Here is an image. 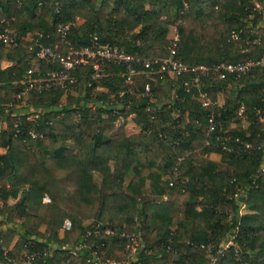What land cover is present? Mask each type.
I'll return each instance as SVG.
<instances>
[{
  "label": "trees",
  "instance_id": "obj_1",
  "mask_svg": "<svg viewBox=\"0 0 264 264\" xmlns=\"http://www.w3.org/2000/svg\"><path fill=\"white\" fill-rule=\"evenodd\" d=\"M255 1L0 0V28L8 25L18 38L17 45L0 42L2 245L9 246L15 230L3 228V223L22 219L19 238L9 252L13 260L0 251V264H20L23 244L39 239L38 247L44 248L48 241L66 242L68 234L76 243L97 224L115 232L134 230L143 264H211L199 244L211 243L216 250L231 235L235 247L219 252L213 264H239L235 248L242 260L264 264V171L260 170L264 154L256 147L258 140H264V121L255 112L264 106V70L224 79L214 73L201 76L212 100L221 93L224 97L221 105L212 107L218 123L209 134L208 109L192 96L190 72L170 76L138 68L133 81L126 83L123 65L112 61L102 65L98 78L92 77L90 65L80 64L70 70L75 80L67 88L29 90L26 106L37 116L15 110L16 94L23 88L21 76L38 43L56 45L65 53L69 45H88L96 33L100 43L136 55L165 57L169 26L179 18L176 50L189 64L211 66L259 57L264 54V38L259 44L250 42L245 50L242 40L229 39L232 30H242V38L252 37L248 22L254 25L260 17L252 11ZM58 21L69 22L64 38L56 30ZM5 57L11 64L4 75ZM52 65L60 67L58 62ZM146 82L151 96L142 94ZM72 88L77 95L69 93ZM240 105L245 118L237 115ZM114 110L125 117L133 114L140 130L126 134V119L117 125ZM242 120L246 126L233 125ZM226 135H231L227 139L231 150L220 146V136ZM247 140L253 146L245 149ZM212 152L220 159L210 158ZM21 188L20 200L8 205ZM44 195L49 202L42 200ZM134 217L139 218L138 225ZM65 218L71 228L60 237ZM171 235L176 253L164 247ZM89 242H104L100 249L104 257L125 255L123 239L116 234L98 232ZM69 257L87 264L84 251L77 257L58 251L38 260L65 264Z\"/></svg>",
  "mask_w": 264,
  "mask_h": 264
},
{
  "label": "built area",
  "instance_id": "obj_2",
  "mask_svg": "<svg viewBox=\"0 0 264 264\" xmlns=\"http://www.w3.org/2000/svg\"><path fill=\"white\" fill-rule=\"evenodd\" d=\"M186 7V3L184 2ZM252 11L259 13L260 17L254 25L248 22L247 26H250L249 33L252 37L247 36L242 38V30H232L229 39L242 40L243 46L248 45L250 42L259 44L264 38V0H256L252 7ZM69 26L68 23L57 22L56 30L60 34L61 38L66 35V30ZM178 30L177 28L170 37V44L168 45V54L165 57L150 58L144 55H136L124 51L116 45L110 44L108 42L100 43L96 33L91 36L90 43L86 46L74 47L69 45L65 53L58 50L56 45L49 46L42 43L37 44V49L35 55L32 59V63L25 70L22 75L21 83L23 88L17 93V98H21L29 90H43L49 89L53 86H61L67 88L68 82H73L75 78L70 74V70L77 65L87 64L92 67V77L98 78L102 75V65L107 61H112L117 64H121L124 67L122 75L124 76V81L126 83H131L137 73L138 68L141 71H145L148 74H155L160 71H165L170 76H179L184 72H190L191 76V88L192 96L200 102L201 106L208 109L207 113V134L214 131L217 127L216 114L212 107L218 105L219 101L212 100L208 95L205 87L203 86L201 76H207L214 73L218 78H227L229 75L234 77H240L243 74L249 73L255 69L264 70V54L259 57H249L243 61H227L220 62L219 64H214L211 66L205 64H189L183 61L177 54L176 45L178 41ZM0 42L4 44L17 45L18 38L15 31L8 25H4L0 28ZM38 62V64L36 63ZM42 62L43 65H40ZM58 62L60 67H54L52 64ZM157 67V69H156ZM36 74V75H35ZM188 89V88H187ZM130 93H134L132 89H128ZM143 95H152L151 86L149 82L144 85ZM106 104V102H105ZM221 105V104H220ZM104 106V105H103ZM96 106L91 105L94 109ZM243 105H240L237 109V115L239 117L245 118L243 115ZM34 111V113H33ZM29 117L37 116L38 113L33 109ZM256 114L259 116L260 120L264 121V106L257 107L255 109ZM117 114L115 119L116 124L121 123L125 117L121 112L115 111ZM221 126V123H220ZM34 137L35 134L32 133ZM209 136V135H207ZM218 138V137H217ZM231 135H226L225 138H221V148L224 150H231L233 147L227 143V139H230ZM237 140V137H234ZM253 143L249 140L244 142L245 149L251 148ZM257 149L263 151L264 154V140H258L256 142ZM260 170L264 171V157L260 164ZM246 193L244 192V195ZM45 201H50L48 196H44ZM133 223L135 225L139 224V218L134 217ZM71 228V221L68 218L63 220L62 226L60 228L62 236L64 237ZM98 232H104L106 234H116L121 239H123L125 255L121 259L104 257L100 253L101 246L104 242L94 243L89 242L92 235H96ZM171 237L166 239L164 242V247L168 251L176 253V249L171 244ZM0 239V251L3 255L7 257L8 260L12 261L13 258L10 256V248L5 247L1 244ZM37 241H31L29 244H24L20 249L21 253L19 256L20 264H45L43 261H39V257L47 254H54L60 251H66L71 256L77 257L80 255L81 251L85 252V262L87 264H143L139 258V252L141 249L138 234L134 231L122 230L120 232H115L111 227L101 228V224H97L95 229H87L78 242L74 243V240H66V242L57 243L53 241H46L47 247L39 248ZM192 244V243H190ZM197 244H192V246ZM234 246V235L227 237V239L220 242L216 250L212 247L211 243H200L199 247L205 252V256L209 259L211 264L216 261L217 254L222 250ZM235 259L239 261V264H252L248 260H242L239 251L235 248L234 250ZM65 264H79L74 263L72 258L69 257L65 261ZM172 264V263H169Z\"/></svg>",
  "mask_w": 264,
  "mask_h": 264
},
{
  "label": "rangeland",
  "instance_id": "obj_3",
  "mask_svg": "<svg viewBox=\"0 0 264 264\" xmlns=\"http://www.w3.org/2000/svg\"><path fill=\"white\" fill-rule=\"evenodd\" d=\"M175 29H176V27H175V25H173V24H171L170 26H169V30H168V33H167V36L168 37H171L172 36V34H173V32L175 31ZM30 39H31V37H30ZM8 50H9V48H8ZM37 64H38V62H36ZM1 64H2V62H1ZM6 65H7V61H3V68H4V75L7 73V67H6ZM41 65H43V63L41 62ZM23 75V74H22ZM154 77V76H153ZM75 78V77H74ZM21 79H22V76H21ZM21 79H20V83H21ZM22 84V83H21ZM23 85V84H22ZM97 89H99V90H101L102 88L101 87H98ZM70 90V92L69 93H71V94H73V95H77V89H75V88H72V89H69ZM67 91V90H66ZM66 91H65V93L62 95V103H64V102H66ZM173 94H171V96H172ZM28 97V93H26V94H24L21 98H17V94H16V101H15V103H16V105H15V110H17V111H19V112H21V113H23V112H25V111H32L33 110V108L31 107V106H26V104H27V101H26V98ZM11 104V103H10ZM9 104V105H10ZM133 114H130V115H128L127 116V118H126V121H125V124H124V129H125V133L126 134H135V133H137L139 130H140V126L138 125V124H136L134 121H133ZM235 124H240V125H243V126H246V124H247V121L246 120H242L240 123H233V125H235ZM117 125H119V124H117ZM117 125H115L114 127H116ZM0 150L1 151H4V149L3 148H1L0 147ZM197 153H199L198 152V150H195V154H196V157H201L200 156V154H197ZM210 158H213V159H217V160H219L220 159V154H212V155H208ZM99 178H98V175L96 174L95 175V180L97 181ZM23 191V188H21L20 189V191L18 192V196L16 197V198H12V197H10L9 199H8V201H7V204L8 205H10V204H13L14 202H17L18 200H20V198H21V196H22V192ZM45 196V195H44ZM44 196H43V198H44ZM46 196H48V195H46ZM49 197V196H48ZM42 198V200L44 201V202H49V201H45L44 199ZM50 198V197H49ZM1 203H2V201H0V205H1ZM176 215H177V213L174 215V219H175V217H176ZM21 220L22 219H15V220H13V222L10 224V222H7V223H3V225H2V227L3 228H7V227H9V226H12V227H14L15 228V230H13V234H12V236H11V240H10V242H9V246H8V248H12L13 246H14V244H15V242L17 241V239L19 238V232L17 231V228L20 226V222H21ZM90 220H88V221H85L84 222V224H86V223H88ZM44 228H45V226L44 225H41L40 226V229L41 230H44ZM59 236H62V232H61V230H59ZM67 236V240H74L73 239V237L70 235V234H68V235H66ZM43 239H45V238H43ZM37 240H39V239H37ZM24 245V244H23ZM22 245V246H23ZM22 246H20V248L22 247ZM21 250V249H20ZM115 252L117 253V254H120L121 253V249L120 248H116L115 249Z\"/></svg>",
  "mask_w": 264,
  "mask_h": 264
},
{
  "label": "crops",
  "instance_id": "obj_4",
  "mask_svg": "<svg viewBox=\"0 0 264 264\" xmlns=\"http://www.w3.org/2000/svg\"><path fill=\"white\" fill-rule=\"evenodd\" d=\"M185 3H186V1H184ZM185 7V6H184ZM82 19H78L77 18V21L78 22H80ZM179 18H177L176 20H175V22H174V24L173 25H175V27H176V24L179 22ZM241 44H242V41H241ZM240 47L242 48V50H245V48H244V46L243 45H240ZM7 61V65H6V67L8 68V66L11 64V59L9 58V57H5L3 60H2V64H1V66H2V68H3V61ZM243 61V60H242ZM39 64L41 65V62H39ZM217 100L219 101V103L220 104H222L223 103V100H224V97H223V94L221 93L220 95H219V97L217 98ZM1 151V150H0ZM212 154H219V153H216V152H212V153H210V155H212Z\"/></svg>",
  "mask_w": 264,
  "mask_h": 264
}]
</instances>
